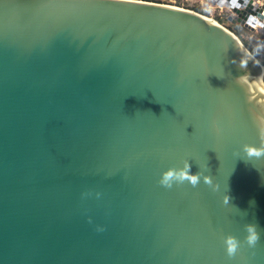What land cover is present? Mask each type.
<instances>
[{"label": "water", "instance_id": "1", "mask_svg": "<svg viewBox=\"0 0 264 264\" xmlns=\"http://www.w3.org/2000/svg\"><path fill=\"white\" fill-rule=\"evenodd\" d=\"M219 4L264 33V0ZM261 76L189 8L0 0V264H264V158L243 152L262 143ZM185 160L218 189L162 186Z\"/></svg>", "mask_w": 264, "mask_h": 264}, {"label": "clouds", "instance_id": "2", "mask_svg": "<svg viewBox=\"0 0 264 264\" xmlns=\"http://www.w3.org/2000/svg\"><path fill=\"white\" fill-rule=\"evenodd\" d=\"M260 136L262 143L258 147L256 145L245 144L243 146V152L246 156L251 158H264V129H261ZM239 155V153H236ZM192 165L189 161L185 160L183 163V167L181 168H169L165 171L160 179V184L166 188L173 187L174 184H184L185 182L191 184L193 187L199 185L201 181V177H203V181L210 187H213V190L218 189L219 185H214L213 178L211 175H204L203 172L197 171L195 173L192 172ZM99 195V194H97ZM227 197V196H225ZM228 199H224L225 204L229 203ZM245 230L247 235L245 237V243L249 246L254 248L260 240V232L258 231V226L255 224H246ZM226 245V252L229 258H233L237 255L241 248L242 242L239 238L233 235H228L224 241Z\"/></svg>", "mask_w": 264, "mask_h": 264}, {"label": "built area", "instance_id": "3", "mask_svg": "<svg viewBox=\"0 0 264 264\" xmlns=\"http://www.w3.org/2000/svg\"><path fill=\"white\" fill-rule=\"evenodd\" d=\"M178 1H180V0H152L150 2L159 3V4H163V5L176 6ZM199 2H200V5L202 8L207 7V9H209L208 11H210V12L205 13L201 10H197L194 8V5L189 7V9L197 11L203 15L209 16L210 18L216 20L225 28L232 30V32H234L236 35H238L239 38L241 40H243L244 43L246 42V40H250V42H251V40L254 39V37H255L256 38L255 41L257 43L256 47H254L255 50L254 51H251L250 49L249 50L252 52V54L254 55L256 60L264 67V51L262 50V48L264 47V33L258 31V29H259L258 23L254 24V25H251V23H250V26H252V29H249V28H246L244 25H241L239 23L232 24L231 22H229L227 20V16H228L227 12L228 11H227L226 7L221 6L219 4V2H221L224 5L226 0H219V1L199 0ZM176 7H178V6H176ZM217 11H218V14L216 17ZM225 18H226V20H225ZM257 37H260V38H257Z\"/></svg>", "mask_w": 264, "mask_h": 264}, {"label": "rangeland", "instance_id": "4", "mask_svg": "<svg viewBox=\"0 0 264 264\" xmlns=\"http://www.w3.org/2000/svg\"><path fill=\"white\" fill-rule=\"evenodd\" d=\"M147 1H152V0H147ZM195 4H198V3H193L192 5H195ZM176 6H178V7H183V8H189V7H191V1H188V0H180V1H178L177 2V4H176ZM195 6H197V5H195ZM200 6V5H199ZM199 8V7H198ZM200 10L201 11H203V12H205V13H208V12H210V11H208L209 9H207V7H203V8H201L200 7ZM217 14H218V11L216 12V17H217ZM209 15V14H208ZM225 20H226V18H225ZM227 23V22H226ZM246 34V33H245ZM257 38H260V37H257ZM256 38L254 37V39H252L251 40V44L254 46V47H256ZM260 41V40H259Z\"/></svg>", "mask_w": 264, "mask_h": 264}, {"label": "bare ground", "instance_id": "5", "mask_svg": "<svg viewBox=\"0 0 264 264\" xmlns=\"http://www.w3.org/2000/svg\"><path fill=\"white\" fill-rule=\"evenodd\" d=\"M256 78V77H255ZM262 76L260 77V79L259 78H256L255 80V82L262 88V90L264 91V83H263V81H262Z\"/></svg>", "mask_w": 264, "mask_h": 264}, {"label": "crops", "instance_id": "6", "mask_svg": "<svg viewBox=\"0 0 264 264\" xmlns=\"http://www.w3.org/2000/svg\"><path fill=\"white\" fill-rule=\"evenodd\" d=\"M188 1H191V6H192L193 3H198V4H195V5H197L196 7H195V5H194V8L197 9V10H200L201 5H200L199 0H188ZM199 5H200V6H199ZM198 7H199V8H198ZM201 8H202V7H201Z\"/></svg>", "mask_w": 264, "mask_h": 264}, {"label": "trees", "instance_id": "7", "mask_svg": "<svg viewBox=\"0 0 264 264\" xmlns=\"http://www.w3.org/2000/svg\"><path fill=\"white\" fill-rule=\"evenodd\" d=\"M246 46L251 50V51H254L255 48L254 46L251 44L250 40H246L245 42Z\"/></svg>", "mask_w": 264, "mask_h": 264}]
</instances>
